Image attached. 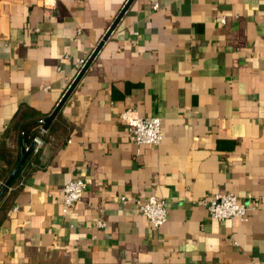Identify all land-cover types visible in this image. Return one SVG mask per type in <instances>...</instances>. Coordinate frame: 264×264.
<instances>
[{"label":"crops","instance_id":"crops-1","mask_svg":"<svg viewBox=\"0 0 264 264\" xmlns=\"http://www.w3.org/2000/svg\"><path fill=\"white\" fill-rule=\"evenodd\" d=\"M126 1L0 0V139L21 107L53 112ZM129 107L162 119L161 144L131 138ZM57 116L66 135L24 169L0 264H264V0H134ZM223 192L246 218H211L201 199ZM149 196L160 228L136 210Z\"/></svg>","mask_w":264,"mask_h":264},{"label":"built area","instance_id":"built-area-1","mask_svg":"<svg viewBox=\"0 0 264 264\" xmlns=\"http://www.w3.org/2000/svg\"><path fill=\"white\" fill-rule=\"evenodd\" d=\"M50 5L55 4V0H49ZM158 5H155L157 8ZM218 21L224 22L225 17L221 16ZM86 59L79 64V70L84 65ZM78 70V71H79ZM121 121L128 127L131 138L137 144L159 145L163 141L162 119L154 116H141L133 107L124 110L120 115ZM38 145L35 149L37 152L43 145L40 138H35ZM86 188L85 181L82 177L69 181L62 189V211L65 214L82 199ZM119 199L127 203V196H120ZM136 210L143 215L151 226L160 228L165 224L169 215V208L166 200L156 196H149L146 199L135 198ZM201 203L208 208L211 218L226 220L234 217L246 218L251 210V206L243 202L240 197L233 192L216 193L209 197L201 199ZM103 221L99 226H104Z\"/></svg>","mask_w":264,"mask_h":264},{"label":"trees","instance_id":"trees-1","mask_svg":"<svg viewBox=\"0 0 264 264\" xmlns=\"http://www.w3.org/2000/svg\"><path fill=\"white\" fill-rule=\"evenodd\" d=\"M45 115L30 108L21 107L0 139V188L18 164L23 145H30L35 138L48 141L51 138L66 135V126L60 125L58 116L43 132ZM41 148L30 155L17 173L11 185L0 199V225L4 224L6 212L11 209L13 196L23 185L24 169L38 161Z\"/></svg>","mask_w":264,"mask_h":264},{"label":"water","instance_id":"water-1","mask_svg":"<svg viewBox=\"0 0 264 264\" xmlns=\"http://www.w3.org/2000/svg\"><path fill=\"white\" fill-rule=\"evenodd\" d=\"M133 2H134V0H127L126 3L123 5V7L121 8L119 13L117 14L116 18L114 19V21L112 22V24L110 25V27L108 28V30L106 31V33L104 34L102 39L99 41L97 46L94 48V50L92 51L90 56L86 59L84 65L78 71V73L76 74V76L74 77V79L72 80V82L70 83V85L68 86L66 91L64 92L63 96L61 97L60 101L58 102V104L55 107V109L53 110V112L45 118L44 130L48 129L51 122L54 120V118L61 111V109L63 108L65 103L68 101V99L72 95V93L75 90V88L77 87V85L82 80V78L85 75V73L87 72V70L90 68L92 63L95 61L96 57L98 56L99 52L103 48L106 41L109 39L111 34L114 32V30L117 28V26L119 25V23L121 22V20L125 16V14L130 9ZM37 145H38L37 140H33L29 146L24 145L22 147V155H21V158H20L18 164L16 165V167L14 168L12 173L9 175L7 180L4 182V184L0 188V199L3 197V195L5 194V192L7 191L9 186L11 185V183H12L13 179L15 178V176L17 175V173L24 166V164L26 163L29 156L36 149Z\"/></svg>","mask_w":264,"mask_h":264}]
</instances>
